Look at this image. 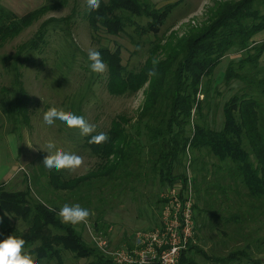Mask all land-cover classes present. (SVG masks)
I'll list each match as a JSON object with an SVG mask.
<instances>
[{
    "label": "trees",
    "instance_id": "16d2710c",
    "mask_svg": "<svg viewBox=\"0 0 264 264\" xmlns=\"http://www.w3.org/2000/svg\"><path fill=\"white\" fill-rule=\"evenodd\" d=\"M69 2L50 0L23 15L0 2V49L48 11ZM261 3L262 0L218 2L208 22L181 36L163 39L159 33L175 2L158 7L152 0H101L98 11H87L94 39L101 31L126 34L129 27H135L140 38L157 36L140 67L128 68L121 45L98 49L108 68V91L115 96H129L144 88V103L136 119L121 114L107 130L92 133L106 132V143H89L91 137L84 136V146L99 159L87 173L69 176L66 169L41 167V171L25 175L22 190L0 186V208L14 222L8 228L0 225V240L9 235L22 237L25 252L35 255L34 264L54 260L62 264L65 250L88 257V264H116L97 245L85 240L80 232L82 223H62L57 215L59 209L65 203H79L96 213L95 221H91L94 229L108 234L112 225L106 213L113 207L107 206L111 198L119 197L117 192H136L139 186L145 190L155 185L168 188L180 178L187 181L190 173L196 198L195 219L199 209L212 214L213 223L214 217H221L224 226L240 225L245 245L225 250L222 257L192 244L182 263L196 264L190 253L195 248L209 264H264V41L255 38L264 31ZM76 12L74 8L68 16L44 20L34 37L14 54L2 57L12 74V87L9 90L4 86L0 105L11 119L24 124L30 120L31 98L24 86L22 67L48 43L52 24L71 32ZM133 41L136 51L140 50V39ZM228 55L233 57L225 80L243 85L224 103V120L215 127V119L211 121L212 75ZM153 70L155 75H150ZM13 92L16 98L11 100L7 94ZM188 150L193 157L187 165ZM210 173L215 176L206 182ZM107 191L110 195L105 197ZM163 203L161 193L157 194L154 208L151 204L153 215ZM216 204L217 215L213 210ZM19 219L25 228L16 224ZM208 224L203 222L202 227Z\"/></svg>",
    "mask_w": 264,
    "mask_h": 264
},
{
    "label": "rangeland",
    "instance_id": "374dc122",
    "mask_svg": "<svg viewBox=\"0 0 264 264\" xmlns=\"http://www.w3.org/2000/svg\"><path fill=\"white\" fill-rule=\"evenodd\" d=\"M49 1L0 0L3 5L18 15H23ZM152 1L158 7L168 3L175 2L176 4L159 33V37L163 39L174 34L181 36L192 27L202 26L210 19L211 10L215 5L227 0ZM74 8L77 12L73 19V26L70 27L71 32L69 33L68 29L61 25L52 24L47 34L48 43L42 50L34 52L31 56L32 60L22 67L24 86L31 98L29 122L24 124L11 119L9 113L5 112L0 105V186L3 185L8 190L24 189L25 175L41 171V167H44L43 159L48 155L43 149L46 148L49 141L54 142L58 149L76 153L84 158L83 166L74 172L66 169L67 175H83L97 166L99 159L84 146V136L80 135L78 129L68 128L59 121L52 127L44 123L43 114L48 108L55 106L58 109L82 115L89 123L96 126V132L107 130L113 120L121 114L136 119L144 103V88L134 95H112L107 88L108 68L103 74L91 72L88 66L90 61L87 51L89 48L98 50L102 46L114 49L121 45L123 62L128 68L140 67L148 56L152 46L151 41L157 40V36L149 34L140 38L135 27H129L126 34L111 35L101 31L97 39H94L86 18L88 11L86 0H70L69 4L64 7L48 11L41 19L5 43L0 49V97L3 95L4 86L9 87V90L12 87V74L5 67L2 57L14 54L22 44L34 37L44 20L52 16L57 18L68 16ZM260 9L264 12V0L260 4ZM141 22L144 23L145 20H141ZM133 38L140 39L141 48L138 51H136ZM255 38L258 42L264 41V31L257 34ZM232 57L230 55L225 57L212 75V95L214 97L211 102V121L215 119L213 123L215 127H220L224 120V103L243 85L240 81L227 83L225 80V72ZM7 95L11 100L16 98L14 92ZM261 100L263 101L264 98L261 97ZM8 108L10 109L9 105ZM28 145H32V147ZM187 156L185 163L188 165L190 160L192 161L193 153L188 150ZM214 176L215 174L210 173L206 182ZM157 186H148L146 190L139 186V190L136 192L129 191L121 194L117 192L119 197L110 199L107 207L112 206L113 208L107 211L106 218L114 227V231H112L114 245H124L129 241L134 230L148 225L152 226L158 222L159 212L153 215V203L157 199V194L167 187L159 189L160 186ZM212 192H216V189H213ZM241 192L244 191L241 190ZM109 195L107 191L105 197ZM218 204H216V210L219 207ZM223 208L225 209L224 206ZM197 214L201 222L198 229V244L208 254L224 257L225 250L245 245V240L241 241L244 239L241 233L245 232L241 231L240 225L229 223L224 226L220 222L221 217L219 220L214 217V223L216 222L214 224L212 214L208 216L205 211ZM5 216L0 215V223H5L6 227L3 228H8L14 222L9 216ZM96 216V213L92 214L86 223H82L84 228L80 230L85 240L90 244L93 243L91 221H95ZM203 222H209L207 227L201 226ZM16 224L21 229L26 227L21 219ZM191 254L196 264H209V261L205 260L200 252L195 250ZM62 256V264H88L90 262L88 257H79L70 250L63 251ZM31 257L34 259L35 255H31ZM43 264L59 263L54 260L51 263L43 262Z\"/></svg>",
    "mask_w": 264,
    "mask_h": 264
},
{
    "label": "built area",
    "instance_id": "2783aa9c",
    "mask_svg": "<svg viewBox=\"0 0 264 264\" xmlns=\"http://www.w3.org/2000/svg\"><path fill=\"white\" fill-rule=\"evenodd\" d=\"M178 179L161 192L163 207L158 222L137 228L124 245H114L112 231L98 232L93 226L92 240L116 264H187L183 255L196 240L195 192L193 179ZM186 181V185H185Z\"/></svg>",
    "mask_w": 264,
    "mask_h": 264
},
{
    "label": "clouds",
    "instance_id": "9594fccd",
    "mask_svg": "<svg viewBox=\"0 0 264 264\" xmlns=\"http://www.w3.org/2000/svg\"><path fill=\"white\" fill-rule=\"evenodd\" d=\"M86 5L89 12H96L100 8L101 0H86ZM98 19L100 18L98 17ZM87 56L90 61L88 66L91 72L103 74L107 71V64L104 62L100 51L89 48ZM150 75H155V71L150 72ZM43 121L49 127L55 126L56 122L59 121L68 128L78 129L81 136L91 137L89 143L103 144L109 140L106 132L92 135L96 126L89 123L84 116L58 109L55 106L48 108L44 112ZM28 146L32 147V145ZM43 150L48 153L43 159V165L49 170L61 171L67 169L74 172L84 164L82 156L58 149L52 141H49ZM49 210L55 211V209L51 208ZM57 215L62 223L76 225L86 223L92 212L90 209L82 207L79 203H65L59 209ZM25 244L26 241L22 237L15 235H9L7 238L0 240V264H34L31 255L25 252Z\"/></svg>",
    "mask_w": 264,
    "mask_h": 264
},
{
    "label": "crops",
    "instance_id": "0c3cea01",
    "mask_svg": "<svg viewBox=\"0 0 264 264\" xmlns=\"http://www.w3.org/2000/svg\"><path fill=\"white\" fill-rule=\"evenodd\" d=\"M260 33H262V32H260ZM262 60H264V55H263V57H262ZM263 63H264V62H263ZM262 98H264V96H263ZM263 101H264V100H263ZM201 209H203V208H201ZM203 210H204V209H203ZM213 210L216 212V209H213ZM197 213H201L199 209H198V211H196V217H197V218H196V219H197V227H196V240H197V242L195 243L196 245L198 244V239H199V230H198V229L200 228L199 224L201 223V222L199 221V219H198V214H197ZM216 213H217V212H216ZM0 215H1V216H3V215H4V216H5V215L8 216V215H7V214H6L1 208H0ZM207 215L210 216V214H207ZM6 216H5V217H6ZM212 221H213V219H212ZM0 225L3 226V227H6L5 223H0ZM4 225H5V226H4ZM202 225H203V224H202ZM202 225H201V226H202ZM194 250H195V248H194L192 251H194ZM192 251H191V252H192ZM191 252H190V253H191Z\"/></svg>",
    "mask_w": 264,
    "mask_h": 264
}]
</instances>
